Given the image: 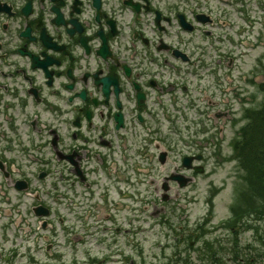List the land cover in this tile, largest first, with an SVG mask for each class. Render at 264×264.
I'll return each mask as SVG.
<instances>
[{"label":"flooded vegetation","instance_id":"1","mask_svg":"<svg viewBox=\"0 0 264 264\" xmlns=\"http://www.w3.org/2000/svg\"><path fill=\"white\" fill-rule=\"evenodd\" d=\"M55 4L64 14L59 25ZM0 8V177L56 196L61 213L60 238L28 227L0 245L18 253L33 238L31 264H49L39 254L50 248L60 264H135L128 243L144 238L127 226L143 231L148 222L152 230L175 225V217L186 236L192 185L227 162L224 124L255 106L253 71L233 74L238 42L208 53L209 38L225 37L231 23L214 20L222 12L209 0H0ZM159 146L167 152L162 177L151 174ZM41 172L49 180L36 189L31 179ZM29 203L0 212L18 215L20 226L33 213ZM85 242L107 254L96 260L84 249L80 261ZM0 264L15 263L0 252Z\"/></svg>","mask_w":264,"mask_h":264},{"label":"rangeland","instance_id":"2","mask_svg":"<svg viewBox=\"0 0 264 264\" xmlns=\"http://www.w3.org/2000/svg\"><path fill=\"white\" fill-rule=\"evenodd\" d=\"M243 2L240 4L242 10L239 13H235V16H232V18L235 20V22H238L242 25L241 28V45L238 49H236V53H238V58H240L239 62L236 63L235 69L233 70V74H240L242 69H255V85L254 87H251V91L255 96L256 105L258 106L260 104V101L262 99V93L258 88V84L262 82V69H264L263 65L259 62V57H264V0H242ZM220 5V4H219ZM223 8H229L232 11L235 10L234 6L232 5H222ZM246 13V14H244ZM243 14L244 15H250L249 21L244 22L243 21ZM244 29V32L242 31ZM240 120L236 121L233 125H225L224 124V142L222 145L223 149V156L226 157V159L229 158L228 154H230V147H229V141L232 139L236 134L235 130L237 127L240 126L241 123H239ZM240 138V137H239ZM211 151V148H210ZM235 162V161H234ZM230 163L229 161L225 162L223 165L220 166L216 170V172L212 175L216 180H219L223 174H225L228 170L231 171L230 175L232 176L229 180H232L234 183H236L238 186L242 184L244 185V182L241 181L242 175L245 174V171L243 168L236 162ZM152 175L156 177H162L163 172H161V169L158 166L154 167L153 172H151ZM35 181V179H34ZM195 184V183H194ZM192 185V187L194 186ZM200 187L198 190L202 189V181L199 183ZM146 186H142V189L144 190ZM3 188V185H2ZM4 189V188H3ZM193 192H196L193 191ZM192 192V193H193ZM233 190H231L230 194H227L226 191H223L220 196H222L223 200H220V196L217 197V201L215 203V207L213 209L214 214L212 220L204 225V228L200 229L197 228L196 225L200 223V218L202 214L205 211V205L204 200L201 197V194L203 195V191H198L196 193H193L196 195H200V199L198 198L191 204L192 206L189 209L190 212V220H191V227H184L183 230H186L190 232H194V236L190 239L189 233L186 234L185 239L180 238L179 242H176L174 246L173 251V241H165L163 237H157L154 234H156L157 230L160 229L158 225L154 226V229L148 230L146 226H148V222L144 224L143 231L141 228V231L139 227L135 230L134 226H127L130 228H133L131 233L136 234L138 238L140 236L144 238V240H140L139 242L142 245V256L144 257V261L140 258V254L138 253L136 249V243L129 242L127 247V252L129 253V257L133 258L135 261H137V264H160L165 260L166 257H169L171 262H175L177 260L180 261V254H183V257L186 258L187 264H264V217L262 214V210L264 208L260 207L262 206V200L258 196H254L253 194H250L247 196L246 201L240 200V204H238V208L241 211H250L257 214V218L259 217L261 220L256 222V225L254 227V230H240L238 233V236H234V242L232 243V246L230 247V244H227V247H222L219 249V252H217L214 255V258H210V252L209 249H203L204 252L207 253V258L201 259L199 257V247L201 246L202 240L206 239L210 236V232L217 230L216 227V221L225 215H228L227 207L229 209L230 204L235 200L234 195L232 194ZM5 191L0 189V195L2 198V201L0 199V207L6 206L7 202H3V199H5ZM210 192L206 191V195H208ZM44 194V193H43ZM232 194V195H231ZM205 195V194H204ZM10 198L11 193H10ZM6 200V199H5ZM220 200V201H219ZM11 202L18 203V201L11 199ZM10 202V203H11ZM170 207H175L177 210V205L175 202V206L172 204V202L169 201ZM96 213H100L103 211L101 208L95 209ZM177 212V211H176ZM230 213V212H229ZM171 221L175 223V226L179 230L178 225H180V222L178 218L175 217L171 218ZM190 224V223H188ZM35 225V224H33ZM142 227V226H140ZM210 231V232H209ZM221 232H223L224 235H221ZM183 234L184 232L179 231V235ZM217 234L220 235L221 238L225 241L226 237H231L233 234L230 233L228 230H221L217 232ZM121 235V234H120ZM89 240H93V238H88ZM87 240V241H89ZM139 240V239H138ZM191 240V241H190ZM83 242V240H81ZM119 244H121V248H117L119 251H123L125 249L124 243L122 240L118 239L117 241ZM217 248V247H216ZM84 249H90V252L92 255H97L98 257L106 251L105 249L100 248L99 246L91 243L88 244V242L80 244V250L78 254V259L80 261L83 260L84 257H86V254L82 251ZM40 257H43L42 255H39ZM65 259L69 260L71 255L70 251L67 250L65 253ZM54 258V257H51ZM182 259V258H181ZM25 258H17V264L24 263ZM145 262V263H144ZM50 263L57 264V260H52ZM107 264H122L119 261H109Z\"/></svg>","mask_w":264,"mask_h":264},{"label":"trees","instance_id":"3","mask_svg":"<svg viewBox=\"0 0 264 264\" xmlns=\"http://www.w3.org/2000/svg\"><path fill=\"white\" fill-rule=\"evenodd\" d=\"M261 88L264 90V82ZM245 117L246 122L240 128V138L233 144L234 153L245 171L246 189L243 190L241 199L248 200L247 196L250 194L258 196L262 200L261 209L264 208V99Z\"/></svg>","mask_w":264,"mask_h":264},{"label":"water","instance_id":"4","mask_svg":"<svg viewBox=\"0 0 264 264\" xmlns=\"http://www.w3.org/2000/svg\"><path fill=\"white\" fill-rule=\"evenodd\" d=\"M53 10L57 13L56 21L57 22H60L61 21V16H60V13H59L58 8L57 7H54Z\"/></svg>","mask_w":264,"mask_h":264}]
</instances>
